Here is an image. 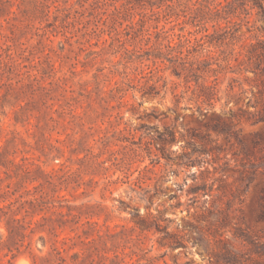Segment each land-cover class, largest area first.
<instances>
[{
  "label": "rangeland",
  "instance_id": "rangeland-1",
  "mask_svg": "<svg viewBox=\"0 0 264 264\" xmlns=\"http://www.w3.org/2000/svg\"><path fill=\"white\" fill-rule=\"evenodd\" d=\"M260 5L0 0V176L13 175L3 185L27 174L23 190L53 195L46 215L60 237L77 236L69 253L84 264H264V76L222 74L208 114L200 87L173 74L169 62L160 63V81L158 74L149 80L154 96L143 94L142 77L152 65L148 51L178 33L213 32L228 23V11L251 20L241 29L250 26L247 35L264 41ZM231 76L248 89L241 104L255 115L226 105ZM211 79L203 74L201 82ZM68 206L72 214L63 218L77 214L78 223L62 228L59 211ZM142 218L151 229L140 227ZM40 235L48 231L33 234L34 251L49 256ZM17 261L34 264L28 253L7 264Z\"/></svg>",
  "mask_w": 264,
  "mask_h": 264
},
{
  "label": "trees",
  "instance_id": "trees-1",
  "mask_svg": "<svg viewBox=\"0 0 264 264\" xmlns=\"http://www.w3.org/2000/svg\"><path fill=\"white\" fill-rule=\"evenodd\" d=\"M230 3L231 1H228L227 5ZM260 6L264 8L262 5ZM230 14H233L232 11H228L224 17L228 21L226 25L216 26L213 32H209L204 28V34L200 38H192L189 35L178 33V40L174 43H161L157 51H148L144 58L150 60L152 65L147 64L149 70L142 75L146 78V84L149 86V89H144L143 94L154 96L157 93V91H152L156 88V85L149 84V80H152L155 74H158L156 82L160 81L163 78L159 74L160 71H163L160 63L169 62L167 68H170L173 74L179 78L184 77L186 82L194 80L200 87L198 96L204 104L211 106L210 109H202V112L208 114L211 108H214L212 99L217 96L220 90L222 74L227 76L231 72L237 74L252 72L254 77L264 76V41L258 39L255 33L247 35L248 32H252L250 26L246 30L241 29L243 22L249 24L251 20L246 19L245 16L239 21L233 20L229 18ZM131 27H134V25ZM197 31L201 32L203 28ZM150 48L155 49L153 46ZM203 50H205L204 58L200 59L197 54ZM203 74L212 77L210 83L201 82ZM231 78L233 82H230L228 86L229 97L226 100V105L236 102L239 105L238 109L245 112L248 118L250 114L255 115L253 111L244 109L241 104L242 96L248 92V89L244 87L242 82H238L239 80L236 77L231 76ZM177 100L179 101V99ZM247 104L249 106L252 104L256 109L258 108V103L252 102L251 98H249ZM231 114L236 116L233 112ZM219 117L222 118L223 116L220 115ZM260 118H264V112ZM1 148L2 146H0ZM3 153V151H0V162ZM17 176L19 181L14 187L9 183L6 186L3 185L5 179L13 178L10 172H6L5 178L0 176V224H3L6 229V232L0 230V250H6L5 256L11 255L7 261L0 258V264L11 263L13 259L22 253L31 255L34 264H37L38 257L51 260V256L54 257L52 261L53 263L54 261L57 262L56 264H84L79 252L69 253L76 246L75 239L77 236L66 235L60 237L55 231V221L46 215L50 208L56 206L52 202L53 195L48 192L38 195L36 192L31 193L30 189L23 190L22 182L29 179V177L27 174H17ZM28 195H32V197H28ZM51 203L52 205H50ZM73 208L68 206L67 213L62 210L59 211L58 226L62 228L74 227L78 223L79 216L77 214H73L71 220L63 218L65 215H71ZM38 214L42 215L35 218ZM138 222L142 229H151L147 219L142 218ZM47 224H51V226L47 228ZM38 227L48 231V236L40 235V239L43 247L48 243L50 244L49 256H39L34 251L32 237ZM40 250L43 251V248H40Z\"/></svg>",
  "mask_w": 264,
  "mask_h": 264
},
{
  "label": "bare ground",
  "instance_id": "bare-ground-1",
  "mask_svg": "<svg viewBox=\"0 0 264 264\" xmlns=\"http://www.w3.org/2000/svg\"><path fill=\"white\" fill-rule=\"evenodd\" d=\"M20 260V259H19ZM23 260V259H22ZM22 260H20V261H22ZM18 263H20L19 261H17V263L16 264H18ZM23 263V262H22ZM28 264V263H27Z\"/></svg>",
  "mask_w": 264,
  "mask_h": 264
}]
</instances>
